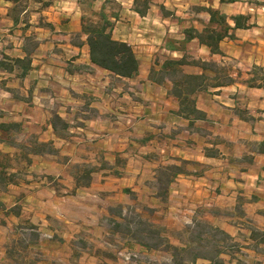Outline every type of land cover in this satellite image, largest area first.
<instances>
[{"label":"crops","instance_id":"obj_1","mask_svg":"<svg viewBox=\"0 0 264 264\" xmlns=\"http://www.w3.org/2000/svg\"><path fill=\"white\" fill-rule=\"evenodd\" d=\"M112 1L117 5L110 11L112 36L131 44L140 60L134 77H118L91 63L85 36H75L81 30L78 0H51L44 8L29 0L17 22L10 15L14 3L0 0V54L22 58L24 37L37 41L24 76L17 67L0 70V122H20L23 135L56 149L33 155L16 182L0 192V264H9L10 245L30 231L35 233L26 240L30 261L35 255L42 264H71L80 233L108 234L104 221L111 217L110 206L121 204L124 216L131 202L141 217L168 232L198 220L226 232L238 249L222 250V264H264V240L252 236L264 234V87L237 81L199 94L196 104L206 118L190 125L176 114L169 83L148 78L156 54L183 53L166 47L167 39L182 40L185 27L200 28L199 20L208 19L198 6L220 10L232 27L229 17L248 16L246 26L230 30L234 38L220 42L223 58L247 71L264 68V0H148L143 14L135 0ZM104 2L93 4L98 9ZM197 48L210 54L204 45ZM54 113L67 129H53ZM93 135L99 138L91 142ZM13 150L0 142V151ZM72 163L90 167L88 184L80 185ZM172 165L181 171L168 170ZM160 171L170 173L162 190ZM15 205L18 214L11 210ZM124 245L146 256L160 252L131 240ZM84 254L88 263L100 264L98 255ZM186 264L210 261L198 257Z\"/></svg>","mask_w":264,"mask_h":264},{"label":"trees","instance_id":"obj_2","mask_svg":"<svg viewBox=\"0 0 264 264\" xmlns=\"http://www.w3.org/2000/svg\"><path fill=\"white\" fill-rule=\"evenodd\" d=\"M9 1L14 3L10 8V15L17 22L20 13L25 10L26 2L29 0ZM33 1L39 2L42 8L48 6L51 2V0ZM94 1L78 0L81 11V30L75 36L77 38L81 35L85 36L89 58L94 65L118 77L130 78L136 76L139 72L140 60L133 47L128 42L114 39L112 36L114 21L111 17L114 15L110 14V11L112 12L114 6L117 5L112 0H105L102 6L97 9L94 7ZM220 1L224 2L225 0ZM147 2L148 0H135V3L139 5L137 7L139 14L145 12L148 7ZM197 9L206 11L209 15L205 22L199 20L202 27H185L182 40L178 41L170 38L166 41V47L183 51L182 55L180 57L165 56L162 61L157 57L148 74V78L156 83H169L168 93L178 103V110L175 112L188 119L190 125H193L196 120L206 118L205 112L200 110L196 104L199 94L217 92L220 88L237 81L245 82L250 87H264V68L262 66L253 65L245 72L247 77L243 79L241 69L237 68L234 71L224 61L223 57L225 54L220 47V42L224 38H234V35L230 32L231 29L246 26L244 22H246L248 16L237 14L229 17L234 22L232 27L226 14L220 10L199 6ZM161 10L164 13L166 12L163 7H161ZM27 25L28 23L25 22L24 26L26 27ZM45 25L50 26L47 23ZM77 38L74 42H78ZM193 39H195L197 45H204L208 48L210 54L207 57L195 58L188 54L187 44L192 42L191 40ZM36 46L37 41L33 36H25L23 46L25 56L14 58L1 53L0 70L11 72L14 67H17L19 69L18 75L24 76L30 69L32 52ZM213 55H217L219 58L217 59ZM187 68H194V70L189 71ZM50 124L55 131L68 128V123L56 113L52 114ZM0 142H6L14 149L12 152L0 151V192L4 191L9 184L16 182V178L24 169V165L32 162L33 155L56 152L52 142H41L36 140L34 135H23L22 125L16 121L0 122ZM256 149L258 151L263 150V148ZM207 154L213 155L215 152L209 150ZM169 169L174 172L181 171V167L175 165L169 166ZM90 171L85 170V175L88 178ZM169 174V171H160L161 182L158 184L160 190L168 182ZM1 208H4V204L0 201ZM11 210L18 214V205L12 207ZM111 210L110 207V213ZM134 214V226L128 221L125 223L127 233L131 238L149 250H158L165 246L167 249L174 251L172 258L175 259L177 258V251H181L183 254L186 253V256L177 260L176 264H186L187 261H194L198 257L209 260L210 264H222V259L219 258L222 250L232 252V250L238 249V244L226 232L203 220H198L193 224V228L195 226L196 228L200 227L195 236V247L190 248L188 244L182 246L173 245L170 243L168 236L165 235L168 230L164 226L141 217L139 213ZM115 215L124 219L127 216H122L121 210H118ZM113 222L120 224L116 219H113ZM29 228H33V226ZM31 234L35 237V233ZM254 235L258 237L259 241L264 240V234L253 232L252 236L254 237ZM178 239L181 241L179 237ZM201 246H204V249Z\"/></svg>","mask_w":264,"mask_h":264},{"label":"rangeland","instance_id":"obj_3","mask_svg":"<svg viewBox=\"0 0 264 264\" xmlns=\"http://www.w3.org/2000/svg\"><path fill=\"white\" fill-rule=\"evenodd\" d=\"M117 6H114L113 9H116ZM31 8H34V6H31ZM132 46V45H131ZM134 49V48H133ZM137 50V49H136ZM138 51V50H137ZM188 54L192 55L195 58L199 57H207V54L204 51H200L197 48V44L195 42L189 43L188 45ZM144 51H138V54L142 56ZM193 53V54H192ZM167 56L166 54H156L155 59L158 57L160 61ZM155 61V60H154ZM224 61L232 67V69L235 71V69H241L238 64L233 59H224ZM187 70L192 71L194 68H187ZM242 70V78H246L245 70L244 68ZM77 109L74 110L75 113H77ZM61 131V130H60ZM99 138V136H90L88 139L89 141L93 142L94 139ZM54 147V146H53ZM89 166H77L74 163L70 164V169L74 172L77 173L78 175V181L80 185H86L89 182V178L86 177L85 175V170H89ZM89 175V174H88ZM56 184V183H55ZM57 186V185H56ZM59 188V186H57ZM60 190H64L61 189ZM61 193V192H60ZM83 200V199H82ZM121 204H113L111 207V217L107 218L104 221L105 226H108V234H103L102 236H96V237H90L86 233H80L79 237L76 238V243L75 247L73 248V258L76 259L75 261H72L71 264H97L96 263H88L87 258L84 256V252L90 253V254H95L99 256L100 264H176L177 260H180L181 257L186 256V253L183 254L181 251H177V258H171L170 254L173 253L174 251L170 250L169 248L167 249L165 246H162L158 250L160 252H151L150 254H141L139 251L135 249H125L126 246L124 245V241H134L133 238L127 233V229L125 227V223L128 221L130 222L133 226V220H134V213H138L135 211V208L137 207V203H132L129 205H125L126 207V219L124 218H119L118 216L115 215V213L120 210ZM81 207V206H80ZM86 210L88 208H85ZM84 214V212H83ZM113 219H116L118 223L120 224H115L113 222ZM154 223V222H153ZM157 224V223H155ZM160 225V224H159ZM192 227V229H190ZM184 226L180 228L177 231L173 232H166L165 235L168 236L169 241L172 240H178V237L180 238L181 241L180 244L181 246L184 244H188L191 247H195L196 243V233L199 230V228H196V226L193 228L192 226ZM29 237H21L17 238L15 240V243L10 245V250L8 252L10 255H8L10 262L9 264H42L43 261H40V257L38 258L37 256L34 255L31 256V259L29 260V254L30 251L28 252V244L26 240L31 241V239L34 238L31 233L34 232H28ZM136 242V241H134ZM173 244L172 242H170ZM180 244H173V245H179ZM202 249H204V246H201ZM175 259V260H174ZM58 264H66L63 262H57ZM54 263L53 261H47L46 264H57ZM181 264V263H180Z\"/></svg>","mask_w":264,"mask_h":264},{"label":"built area","instance_id":"obj_4","mask_svg":"<svg viewBox=\"0 0 264 264\" xmlns=\"http://www.w3.org/2000/svg\"><path fill=\"white\" fill-rule=\"evenodd\" d=\"M263 238H264V235H263Z\"/></svg>","mask_w":264,"mask_h":264}]
</instances>
